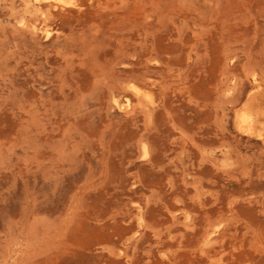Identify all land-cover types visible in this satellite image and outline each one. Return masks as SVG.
<instances>
[{
    "label": "rangeland",
    "instance_id": "obj_1",
    "mask_svg": "<svg viewBox=\"0 0 264 264\" xmlns=\"http://www.w3.org/2000/svg\"><path fill=\"white\" fill-rule=\"evenodd\" d=\"M40 1L0 0V264H264V138L228 110L264 0Z\"/></svg>",
    "mask_w": 264,
    "mask_h": 264
},
{
    "label": "bare ground",
    "instance_id": "obj_2",
    "mask_svg": "<svg viewBox=\"0 0 264 264\" xmlns=\"http://www.w3.org/2000/svg\"><path fill=\"white\" fill-rule=\"evenodd\" d=\"M37 1V3H40L42 1L40 0H34V2ZM28 2V1H27ZM53 2L57 3V4H68L70 1H65V0H54ZM73 3V2H72ZM76 4V3H75ZM54 6V5H53ZM33 8H36V6H34ZM40 8V7H38ZM47 8V7H46ZM45 8V9H46ZM55 8V7H54ZM59 8V6H58ZM63 8V7H62ZM62 8H59L62 10ZM76 8V7H75ZM82 8V7H81ZM34 10V9H33ZM36 10V9H35ZM34 10V11H35ZM42 10V9H41ZM55 10V9H54ZM48 11V10H46ZM39 13V10L37 11ZM42 12V11H41ZM43 13V12H42ZM45 13V12H44ZM42 15V14H41ZM49 15V14H48ZM43 16V15H42ZM50 18H51V15H50ZM48 18V19H50ZM22 21V19H20ZM35 22V21H33ZM20 23V21H19ZM23 23V21H22ZM21 23V24H22ZM26 23V22H24ZM30 23V22H29ZM28 23V25H29ZM35 24V23H33ZM29 25L27 27L30 28V26L32 27H35V25ZM19 25V24H18ZM25 25V24H24ZM22 27H23V24H22ZM39 27V30L35 32H39L40 31V25L37 26ZM36 27V28H37ZM22 29V28H21ZM43 29V28H42ZM32 32V30H31ZM44 33V36H48L50 35L49 33L52 31H50L48 28L45 30L42 31ZM41 32V33H42ZM26 33H29L26 31ZM30 34V33H29ZM43 36V37H44ZM195 47V46H193ZM196 50V48H194ZM149 56V55H148ZM147 56V59H149V57ZM154 57V56H153ZM231 58V57H230ZM232 59V58H231ZM145 60V59H144ZM151 60V59H150ZM154 60V59H153ZM152 60V61H153ZM146 62V60H145ZM123 64V63H121ZM110 65V64H109ZM248 65V64H247ZM130 66V65H129ZM257 66V65H255ZM136 67V66H135ZM243 67V65H242ZM245 67V66H244ZM247 67V66H246ZM253 67V66H252ZM259 67H261L259 65ZM257 68V67H256ZM262 68V67H261ZM260 68V69H261ZM243 69V68H242ZM111 70V68H110ZM262 70V69H261ZM143 71V70H142ZM101 72V71H100ZM146 72V71H145ZM144 72V73H145ZM241 72V69L239 68V73ZM150 73V72H149ZM152 73V72H151ZM231 73V72H230ZM263 73V71H262ZM138 74V73H137ZM143 75V73H141ZM238 74V73H237ZM242 73H240L241 75ZM102 75V74H101ZM107 75V74H106ZM128 75V74H127ZM142 75H140V77L142 78ZM232 75V74H231ZM239 75V74H238ZM135 76L138 78L139 75L137 76L135 74ZM163 76V75H162ZM106 77V76H105ZM235 77V76H234ZM240 77V76H238ZM103 78V76H102ZM113 78V77H112ZM132 78V76H131ZM140 78V79H141ZM145 78V77H143ZM107 79V78H105ZM117 79V78H116ZM115 79V81H116ZM122 79V78H121ZM148 79V78H147ZM234 79V78H233ZM114 80V79H113ZM142 80V79H141ZM118 81V80H117ZM129 81V80H128ZM127 81V82H128ZM159 81V79H158ZM162 81V80H161ZM103 82V81H101ZM110 82V81H109ZM124 82V81H123ZM164 82V81H163ZM160 85H162V83ZM233 82V81H232ZM106 83H107V80H106ZM126 84V82H124ZM103 84V83H101ZM150 84V83H149ZM220 85V84H219ZM119 88L122 89V87H120V85H118ZM117 86V87H118ZM122 86V85H121ZM124 86V85H123ZM127 86V88L131 91V95H134L136 96L137 98H140L141 96L144 95L145 96H148V93L146 92V89L142 88V87H139L137 86L135 83H132V82H129L128 85H125ZM125 86L123 88H125ZM146 86V85H145ZM164 86V85H163ZM107 87V86H106ZM126 88V89H127ZM103 89V88H102ZM224 91V98H225V101L226 102H231L230 100L232 99V97H230V93H232L233 91H235V88L234 86L233 87H226L224 89H221ZM222 92V91H221ZM108 94V93H107ZM150 96V95H149ZM220 97V96H219ZM127 98H125V102H127ZM136 98V99H137ZM223 99V98H222ZM113 102L114 103H117V99L115 97L112 98ZM110 100V101H112ZM220 101V100H219ZM112 102V104H113ZM143 102V100H142ZM221 102V101H220ZM223 102V101H222ZM125 104V103H123ZM123 104H121L120 106H123ZM145 104V103H144ZM223 104V103H222ZM113 106H117L113 104ZM119 106V107H120ZM145 107V106H144ZM236 105H233L231 106L230 108H228V110L235 112V115H234V119L235 120V123L237 125V130L239 131V133H244L245 135H248V136H257V137H260V138H264V131L262 132V126H263V123H264V75H262L261 73H259V70L257 71V69L255 70L254 69H249L241 75V77L237 80V109H235ZM122 108V107H121ZM148 109H146L147 111ZM154 110V109H153ZM237 110V111H236ZM145 111V112H146ZM141 112V111H140ZM148 112V111H147ZM150 113V112H149ZM152 113V112H151ZM233 116V115H232ZM264 140V139H263ZM145 141V140H144ZM261 141V140H260ZM141 143V142H140ZM261 144H263L261 142ZM148 146V145H147ZM149 147V146H148ZM147 147V149H148ZM141 149L143 151V153L145 154L146 153V146L143 144L141 146ZM220 149V148H219ZM218 149V150H219ZM222 149H223V146H222ZM229 149V148H228ZM225 152V150H224ZM239 152V151H238ZM149 153V152H148ZM221 153V152H220ZM222 155V154H221ZM227 154L224 153V156H226ZM240 157V155H239ZM216 159V158H215ZM214 159V160H215ZM225 159V158H224ZM227 162V160H226ZM238 166V165H237ZM219 223V222H218ZM217 224L214 225V228L217 229ZM205 234V233H204ZM209 234V233H208Z\"/></svg>",
    "mask_w": 264,
    "mask_h": 264
}]
</instances>
